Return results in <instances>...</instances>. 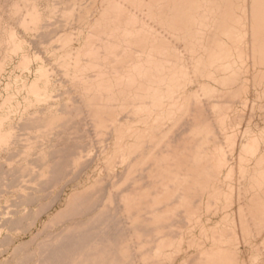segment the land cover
Segmentation results:
<instances>
[{"label":"bare ground","instance_id":"6f19581e","mask_svg":"<svg viewBox=\"0 0 264 264\" xmlns=\"http://www.w3.org/2000/svg\"><path fill=\"white\" fill-rule=\"evenodd\" d=\"M22 1L29 4L24 6L29 7L25 11V15L30 17V21L27 20L41 25L44 18L38 8L39 0ZM102 3L99 18L94 19L93 28L87 33L85 41L75 54L71 53L74 50L72 47L68 52L66 50L63 63L64 67H69L66 71L70 73L66 75L71 77V81L82 84L84 88L87 112L106 117L110 122L102 128L114 143L111 153H103L105 158L101 167L94 165L89 174L84 173L89 164L80 163L82 152L73 151L82 147V138H69L70 128L66 119L48 115L52 104H44L45 107L42 105L41 108V104L37 103L31 111L23 110L16 122L9 115L11 109L5 107L6 103H0V144L13 155L24 154L23 165L15 171L0 174V184H5L9 192L15 189L10 192L14 197L15 211L12 217L2 218L4 221L0 228L12 230L25 224V235L36 231L27 242L14 247V255L25 252L23 262L27 264H116V256L121 257L120 264H149L150 257L157 260L168 249L179 251L181 247L183 251L181 245L188 239V236L185 239L187 234L184 235L183 230L174 234L168 232V239L160 242L157 235L161 232L158 231L156 236L146 240L147 245L153 243V246L137 249L134 233L139 226H144L140 228L147 231L149 224L146 222L150 219L136 217L133 210L141 202L135 203V199H128L122 194H132L137 189V179L160 181L161 191L158 188L154 190L164 194L170 189L169 183H173L171 188L174 192L171 194L178 193L181 198L179 208L185 209L186 225L200 227L204 221L200 220V216H194L197 212H192L190 208L193 203L187 202L192 193L190 191L196 190L188 185V179L197 177L205 180L207 172L215 173L216 179H206L207 183L199 189L202 191L208 187L215 201L222 199L220 195L232 201L236 192L238 196L251 195L249 204H245V196V206L239 204V209L235 206L238 209L237 222L234 219L228 223L226 219L231 218L225 219L230 227L243 226V229H238L241 236L235 231L239 227H231L227 234H231L230 240L234 238L236 241L237 237H241L246 243L252 237L249 236L250 230H244V226H248L247 215L254 226H264V129H261L264 123L261 126V123L251 121L252 114L248 116V122L244 120L248 125L245 131L242 130L244 141L236 159L237 174L240 176L237 179V174L230 167L220 180L226 161L220 149H209L206 153L204 149L198 159L194 153L191 154L190 144L198 139L206 143L217 131L231 147L237 145L236 123L243 122V117L232 108L230 98L239 93L248 94L252 88L255 100L259 102L258 110L264 109V0H103ZM19 20L23 22L25 18ZM14 36L10 29L8 38L12 42ZM41 72L38 70L37 74L41 75ZM42 84L36 80L29 87L39 102L52 97L50 82L45 80ZM214 99L223 101L214 105ZM255 100L250 101L254 103ZM254 105H251V111L257 109ZM259 117L264 121V114ZM207 122L212 124L204 125ZM82 128L78 126L76 129L84 132ZM185 129L190 131L189 139L181 137ZM22 131L23 134H18ZM25 131H29L28 134ZM30 131L34 133L30 134ZM173 143L176 146L173 147ZM162 148L166 155L156 157ZM76 155L78 157L73 158ZM28 156L34 157L29 161ZM29 164L34 165L36 170ZM4 177L8 178L6 183H2ZM27 182L32 185L25 187L23 183ZM123 184H126L124 189ZM104 195L109 196L107 201L101 199ZM156 202L159 204V201ZM169 204L165 202L166 206ZM221 205L224 204L221 203L220 208L218 206L219 210ZM100 207H103L102 211L97 210ZM87 215L88 219H81ZM159 221H153L154 225ZM222 234L216 238L224 244L229 237ZM202 237H205L202 241L209 238L207 234ZM216 238L212 236L214 244H218L215 243ZM241 239L238 243H242ZM3 241L16 244L19 240L6 237ZM197 241L193 244H198ZM116 242L124 246L116 250ZM249 243L245 245L252 244ZM217 246L201 251L199 264H243L237 256L241 258L242 253H227L225 249H229L228 246L225 249L222 245ZM257 251V257L261 256Z\"/></svg>","mask_w":264,"mask_h":264},{"label":"rangeland","instance_id":"374dc122","mask_svg":"<svg viewBox=\"0 0 264 264\" xmlns=\"http://www.w3.org/2000/svg\"><path fill=\"white\" fill-rule=\"evenodd\" d=\"M93 2H94V4H93ZM102 2H103V0H39L38 8H39L40 12L43 14L44 19L42 22L43 24L41 23V25L40 24L38 25V24H34V23L32 24V22H29L30 17L25 15L26 14L25 11L29 10V7L24 8V6L29 5V4L24 3L22 0H0V43H1V45H0V96H1L0 97V103H2L3 105H4V103H6L5 107L8 109H11V111L9 112V115L10 116L12 115L11 116L12 119H15L16 122H18L20 116H22L21 113L23 110L24 111L25 110L31 111L32 109H34L36 107L37 103H38L37 105L41 104L39 107H41L42 105L44 106V104H45V106H46V104H50V105L52 104V106H50V110L51 109L52 110L50 113H48V115L49 116L51 115V117L59 116L61 118L66 119V124L70 128L68 130V133H70L69 138L76 139V140L79 138H82V141H81L83 144L82 147L79 150H73V151L75 153L76 152H82L81 153L82 159L80 160V163L89 164L87 169L84 171L85 174L86 173L89 174L90 171L92 170L91 168H93L94 165H97L98 167H101V165H103L104 158H105L103 153L104 152H108V153L112 152V146H113L114 140L112 137L109 138L108 136H106L105 134L107 133V131L102 128V126L105 124L110 125V122L106 120V117H104V118H102V116L97 117V116H94L93 114H90L89 112H87L86 108L88 105H87V102L85 101L86 98L84 97V90H83L84 88L81 86L82 84L81 85L80 84H74L72 82L73 80L71 81V77L66 75V74L70 73V72L66 71L67 68H69V67H64L63 63L66 60L65 54L70 50V48L72 47L74 49L71 53L75 54L76 51L81 47L80 45H82V43L85 41V39L87 37V33L90 32L91 28H93V25H94L96 19L99 18V15L101 12V7L104 4ZM91 6H93V7L95 6V7L93 8ZM15 12H17V14H15ZM23 12H25V13H23ZM85 12H86V14H85ZM18 15H19V17H18ZM79 17H81V18H79ZM84 17H86L87 19ZM20 18H23V20L25 18V20L23 21L24 23L19 20ZM27 19H29V21ZM94 19H95V21H94ZM26 20H27V22H26ZM45 23H48L49 26L48 25L44 26ZM10 29H12V31L15 34V36H14L15 40L13 41L14 43L9 39L10 37L8 38V31ZM64 47H67V49H65ZM66 50H67V52H66ZM63 55H64V57H63ZM25 57H26V59H24ZM83 59H84V57H83ZM38 70H42L44 74L42 72H41V75L37 74ZM65 72H67V73H65ZM36 80L38 81V84H40V83L44 84L45 80H48L50 82V84L52 85V87L54 89V90L52 89V92H51L52 97H50L46 101H40V102L35 98V94L32 92V90H30L29 87H30V84ZM81 87H82V89H81ZM251 89L252 88H250L251 94L249 92H248V94L239 93V94L233 96L232 98H230V101L232 103V108L236 109V112L238 113V115L240 117H243L242 118L243 122L240 121L239 123H236L238 130H236L237 133L235 132L237 134L235 136V138L237 140H239V142H238L235 139V141L238 142V143H236L237 147L236 146L234 148L231 147L230 144L224 139V137L220 133H218L217 131L212 135V137H211L212 139L210 138L211 140H208L209 142L206 141V143H203L199 139L191 141V144H190V150L191 151L190 152H191V154L194 153L193 154L194 157L198 158V159H199V156L202 155L204 149H205V151H204L205 153L209 149L210 150L220 149L222 151L227 162L225 161V165H224V168L221 169L220 176L221 175L224 176L225 174H227L228 169H230V167L233 168V173L235 175L237 174L238 161L236 159H237L239 152H240V144L244 141V133L243 132L245 131L244 129H246V127L248 125V123H245L246 121L248 122V118H249L248 116H250V114L253 115L254 119L252 118L251 121L254 120V123H258V124L261 123L260 124L261 126L264 123V121L259 120L260 118H262V117H259V115L264 114V112H262V111H264V109L261 111H260V109L258 110L257 104L259 102H257L255 100V95L253 93V90H251ZM59 93H61V94H59ZM10 95H12L11 96L12 98H10ZM8 98H10L11 100H8V101L5 100L2 102V100L8 99ZM251 98H253V99H251ZM250 100H255L256 102L254 101V103H256V104L254 105V103H252L253 101H250ZM213 101H214V105H220V103H221V101H223V99H214ZM262 102H264V98H263ZM251 105H254L255 108H257V109H255L254 111H251L250 110ZM8 106H10V107H8ZM17 107H18V109H17ZM66 107H67V109H66ZM23 117H25V115H23ZM244 120H245V122H244ZM206 124H212V123L211 122L204 123V125H206ZM71 125H72V127H71ZM76 126L77 127L83 126L82 130L84 132L77 131ZM261 129H264V125L261 127ZM242 130H244V131H242ZM186 131H185V133L183 132L181 134V137L183 139H189L190 138V131L189 130H186ZM28 132L25 131V133H27V134H28ZM23 133H24L23 131L18 132V134H23ZM31 133L33 134L34 131L33 132L30 131V134ZM217 140L219 141L218 143H217ZM194 144H195V146H194ZM221 144H222V146H221ZM172 146L174 147V146H176V144L173 143ZM181 147H179L180 150H182ZM4 149H6V147L4 145L0 144V166L2 167V169L0 170V174H5V173H7V171H15V169L18 166L24 164V161H23L24 154L20 153L17 155L16 154L13 155V154H11L10 151L4 150ZM177 149H178V147L176 148V150ZM164 151L165 150L162 148V150L156 155V157L165 156L166 151L165 152ZM182 151L187 152V150H182ZM31 157L33 159L34 156H28L29 161H30ZM77 157H78L77 155L73 156V158H77ZM206 165H207V163H206ZM28 166L29 167L33 166V169H35L34 168L35 166L32 164L31 165L29 164ZM184 166L185 165H182V167H184ZM222 171H223V173H222ZM135 176L137 177V173L135 174ZM196 178L197 177H194L191 180L188 179V185L195 188L196 190L190 191V193L191 192L192 193H191V196H189L190 198H188L187 202L189 203V201H191L193 203V204L191 203L192 205H190L191 206L190 208H191L192 212H194V213L197 212V215L194 214V216H198V217L200 216V220L204 221L202 226L206 227V228H203L204 231L206 230V232H204L203 229H201L202 226L190 227V226L186 225V219H185L186 216L184 215V214H186L185 209L182 207L179 208L181 198L178 197V195H179L178 193L177 194H175V193L171 194L172 192H174L173 188H171V187H174L173 183H169L170 189L167 192L170 194L168 195V193L164 194V193H161V192L154 190L155 188H158L161 191V189L159 188L161 186L160 181H158L156 179H137L136 184H135L137 189L132 194H129L128 192H124L122 194L124 197H127L128 199H135V203L138 201L141 202V204L136 206V208L133 210V212L136 213V215H135L136 217L139 216L141 219H150V220H148V222H146V224H149L147 226L149 229L147 227L146 228L150 231L147 230L148 231L147 232L145 229L143 230L142 228H140V227H144V226H139V230L136 231V233H134L136 236L135 237L136 239L134 238L135 247H137V249L139 247H143L146 249V248H149L150 246H153V243L147 245L146 240H149V239L153 238L154 236H156L157 235L156 233L158 231L161 232L157 235V237H160V240H159V242H160L161 240L166 241V239H168L166 237L168 232L174 234V232H176V231L178 232V231L183 230L182 232H184V235L187 234L185 236V239L188 236V239H186L184 241V243L185 242L186 243L181 245L183 248V251H182L181 247H180L179 251L176 250L175 248H171L168 250L173 251V254H170L171 251L169 252L166 249L167 251H165V254L162 255L161 258L159 257L157 260H155V258L150 257L148 259V261L151 260V261H149V264H153V263H155V264H197V262L199 261L198 259L200 257V256L198 257V255H200L203 251L209 249L210 247H212V246L216 247L217 245H219L220 247L222 245V248H224V249L228 246L229 249L228 248H226L228 250L225 249V252H227V253L229 252L232 254L234 252L235 255L237 253L238 254L242 253L241 255L243 256V258L240 255L242 259L239 258V255H237V256H238V260H240V262L242 260L243 264L244 263L245 264H264V257H263L264 256V249H263L264 248V243H263L264 239H262V238H264V231H263L264 226H261V227L254 226L250 222L251 219L248 218V215H247L246 219L249 221H248V226H244V230L245 229L250 230L249 236L250 237L255 236V237L254 238L251 237L252 240L250 238L245 243V242H243L241 237H237L236 241H234V238H231V240L233 241L232 242L230 240V237H229V235H231V234L227 235L229 233V231L232 229L231 227H233V229H236L237 227H239V228H237V230L243 229V226L241 227L239 225L236 226V228H234L235 226H232V225L230 227L229 226L230 224H228V223H230V221H233L234 219L238 218V216H236V215L238 214L239 204H242L243 207L245 206V204H249L251 195L250 194H245V195L242 194V196H244V197H242L241 195L238 196V194L236 192V194L233 193V195H232V201H229L228 199H226L222 195H220L222 197V199L219 196V199H221L220 201L219 200L215 201L214 197H212L213 195L210 194V190L208 187H205L202 191L199 189V187L201 185H204V183L205 184L207 183L206 179L208 181H212V180L216 179V174L215 173L212 174L210 172H207L205 180L196 179ZM220 178H221L220 180H223L222 176ZM237 178H240V176L238 174L236 175V179ZM7 179H8L7 177H4L2 180V183H6ZM10 179H13V178H9V180ZM24 180H26V179H24ZM195 180H196V182H195ZM246 181L248 183V180H246ZM122 182H120V183H122ZM198 182H199V185H198ZM219 183L221 184L223 182L221 181ZM23 184H24V186L25 185L29 186L31 183L29 184V182H27V184H25V183H23ZM27 186H25V187H27ZM125 186H126V184H123L122 189H124ZM8 189H7V186H5V184L4 185L0 184V227L3 224L1 222H3L6 218L12 217L13 216L12 213H14V211H15V207L13 206L14 197L12 196L13 195L12 193L10 194L11 190H12V192H14L15 189L14 190H13V188L10 189V192ZM197 189H199V190H197ZM204 190H205V193H204ZM219 191H221V190H218L217 192H219ZM225 196L227 197V195H225ZM245 196H247V198ZM103 198L105 199V201H107L109 196L104 195L103 197H101V199H103ZM166 198H167V200H166ZM224 198H225V200H224ZM245 198L247 199V202L245 201ZM114 199L117 200L118 198L114 197ZM168 199L171 202H169ZM200 199H201V202H199ZM233 199H234V201H233ZM238 199H239V202L237 204ZM240 199H241V202H240ZM222 200H223V202H221ZM242 200H243V202H242ZM156 201H159V204ZM160 201H161V203H160ZM165 202H166V204H169V203H171V204L166 206ZM198 202H199V204H198ZM228 202H230L231 208L227 205V204H229ZM244 202H246V203L243 204ZM221 203L224 205H221V209L219 210V208H220L219 205ZM218 206H219V208H218ZM224 206L229 207L230 210ZM235 206L238 209H235ZM233 207H234V209H233ZM172 208H174V209H172ZM170 209H171V211H170ZM97 210L102 211L103 207H100ZM153 210H154V212H153ZM221 210H223V211H221ZM149 211H152V213L148 214ZM227 211L228 212L230 211L231 213L229 214ZM232 211L234 213L235 212H237V213L234 214ZM169 212H171V215ZM174 212H175V215H174ZM224 212H226V215H224L225 214ZM230 215H232V217ZM168 216H171V217H168ZM194 216H193V218H194ZM198 217H195V218H198ZM227 217H230L231 219H229ZM88 218H89L88 215L81 217L82 220H86ZM223 218H224V221L227 218L226 220L228 223L226 221L224 223ZM151 219H153V220H151ZM155 220H160V221H159V223L154 225L153 221H155ZM183 220H184V222H183ZM237 220H239V219H236V222H237ZM226 223H227V225L225 226ZM185 225H186V227H185ZM187 226L189 227V231L191 229L190 232L186 231V230H188ZM251 226H252V228H251ZM253 226H254V228H253ZM194 227L196 228V230ZM225 227H227V228H225ZM185 228H186V230H185ZM261 228H263V229H261ZM199 229H201L202 232L201 231L199 232L198 231ZM184 230L186 231V233ZM237 230H235L236 233H240V235L239 234H237V235L241 236V230H238L239 232ZM259 230L260 231L262 230V231L260 232ZM26 231H27V225H25V224H21L18 227H14V228H12V230L0 228V264H4V263L6 264V262H7V264H20L24 261L25 256H26L25 252H22L21 255L15 254V255H17V256H15L13 251H14L15 246L17 247L18 244L27 242L30 239V235L36 233V231L34 230L35 232L33 231L31 234L25 235L24 233ZM221 232L224 233V235H227L229 237V239H227L228 241L230 240L229 245H228V241H226V243H224V244H221L218 242V238H219V235L221 234ZM204 234H207V236L210 238L211 241L209 240V238L202 241V238H203L202 236H204ZM216 234H218V235H216ZM189 235H191V236H189ZM197 235L200 236L201 239L199 237H197ZM194 236H196V237L194 238ZM212 236L214 238L218 237V238H216L217 242L215 241V243H218V244H214V241H212ZM6 237H13L15 240H19V241H17L16 244H8L7 242L3 241L4 239H6ZM228 237H226V238H228ZM192 238H194L196 241L198 240L197 241L198 244H193V241H195V240ZM196 238H198V239H196ZM238 239H239V241H238ZM240 239H241L242 243H238V242H240ZM250 240H251L252 244L249 243ZM172 241L173 242L176 241V238L173 239ZM189 241L191 243H189ZM234 242H236V244H234ZM247 243H249L251 245L246 246ZM186 244H188V245H186ZM193 245H195V247ZM224 245H226V246H224ZM230 245H232V246H230ZM234 245H237V246L235 247ZM253 245H255L254 248L252 247ZM122 246H124V245H121L117 242L115 243L116 250H119ZM233 246L235 247L234 249H232ZM237 247H238V250H236ZM251 247H252V249H250ZM174 249H175V252L177 255L175 254ZM255 249L259 250V254H261V256L259 255L257 257L258 251ZM232 250H234V251H232ZM251 250H253V251L251 252ZM177 251H178V253H177ZM10 257H12V259ZM116 257L117 258L114 259V262H116V264H120V262L122 261L121 257L120 256H116ZM252 259H254V261H252ZM153 261H155V262H153ZM199 262H198V264H199ZM22 264H27V263L23 262ZM49 264H51V263H49Z\"/></svg>","mask_w":264,"mask_h":264}]
</instances>
